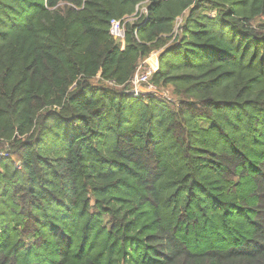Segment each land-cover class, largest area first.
Here are the masks:
<instances>
[{
    "label": "trees",
    "instance_id": "1",
    "mask_svg": "<svg viewBox=\"0 0 264 264\" xmlns=\"http://www.w3.org/2000/svg\"><path fill=\"white\" fill-rule=\"evenodd\" d=\"M142 1L0 0V264H264V0Z\"/></svg>",
    "mask_w": 264,
    "mask_h": 264
},
{
    "label": "built area",
    "instance_id": "2",
    "mask_svg": "<svg viewBox=\"0 0 264 264\" xmlns=\"http://www.w3.org/2000/svg\"><path fill=\"white\" fill-rule=\"evenodd\" d=\"M166 2L169 0H143L136 6V10L133 15L129 17H124L122 19H114L111 21V28L110 34L111 36L119 43H121L122 48L125 47V38H126V25L129 23L130 20L136 18V16L140 13V20L144 19L149 14V6L155 2ZM183 22V18L176 21L174 26V36L173 40L177 36L180 30V26ZM159 52L152 53L148 58L143 60L142 63L138 66V69L131 80V88L130 93L134 94L135 96H139L144 93H158L157 88L151 82L153 75L159 70ZM146 85L147 89L146 92L143 90V86Z\"/></svg>",
    "mask_w": 264,
    "mask_h": 264
},
{
    "label": "rangeland",
    "instance_id": "3",
    "mask_svg": "<svg viewBox=\"0 0 264 264\" xmlns=\"http://www.w3.org/2000/svg\"><path fill=\"white\" fill-rule=\"evenodd\" d=\"M181 19H182V17H179L177 20H180V22H181ZM177 20H176V21H177ZM139 21H140V13L136 16L135 19L130 20L129 23H127V24L137 23V22H139ZM176 21H175V24H176ZM181 26H182V24H181ZM181 26H180V27H181ZM123 49H124V46H123ZM158 58H159V57H158ZM142 62H143V61H142ZM142 62H141V63H142ZM159 68H160V66H159ZM146 89H147V86L144 85V86H143V90H144L145 92H146ZM158 92H159L163 97H165V98H167V99H173V96H172L170 90H161V91L158 90ZM146 93H147V92H146Z\"/></svg>",
    "mask_w": 264,
    "mask_h": 264
}]
</instances>
